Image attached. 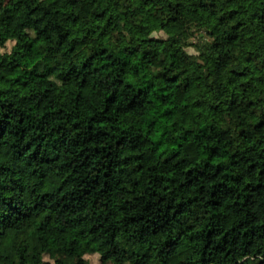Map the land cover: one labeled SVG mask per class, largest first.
I'll list each match as a JSON object with an SVG mask.
<instances>
[{"label":"trees","instance_id":"1","mask_svg":"<svg viewBox=\"0 0 264 264\" xmlns=\"http://www.w3.org/2000/svg\"><path fill=\"white\" fill-rule=\"evenodd\" d=\"M96 254L264 264V0H0V264Z\"/></svg>","mask_w":264,"mask_h":264},{"label":"rangeland","instance_id":"2","mask_svg":"<svg viewBox=\"0 0 264 264\" xmlns=\"http://www.w3.org/2000/svg\"><path fill=\"white\" fill-rule=\"evenodd\" d=\"M190 52H193L192 49L189 50ZM72 88V86L70 85L68 87V93H69V90ZM21 89V88H20ZM12 90L13 91H16V90H19V87L17 86H12ZM88 259L90 260V263L91 264H102L101 261H100V257L96 254V255H91V256H88Z\"/></svg>","mask_w":264,"mask_h":264}]
</instances>
